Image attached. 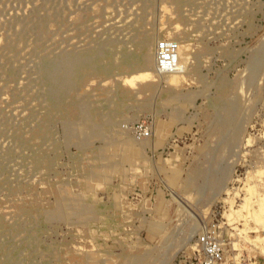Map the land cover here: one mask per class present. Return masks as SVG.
Here are the masks:
<instances>
[{
  "label": "rangeland",
  "instance_id": "obj_1",
  "mask_svg": "<svg viewBox=\"0 0 264 264\" xmlns=\"http://www.w3.org/2000/svg\"><path fill=\"white\" fill-rule=\"evenodd\" d=\"M202 235L264 264V0H0V264Z\"/></svg>",
  "mask_w": 264,
  "mask_h": 264
},
{
  "label": "built area",
  "instance_id": "obj_2",
  "mask_svg": "<svg viewBox=\"0 0 264 264\" xmlns=\"http://www.w3.org/2000/svg\"><path fill=\"white\" fill-rule=\"evenodd\" d=\"M163 61H166L164 66L162 65ZM159 64L162 68H166L168 65V67L171 66L166 56L160 57ZM197 245L201 252H198L194 259L182 261L181 264H218L222 255H220L219 244L215 238L206 235L199 236ZM222 258L220 261H222Z\"/></svg>",
  "mask_w": 264,
  "mask_h": 264
},
{
  "label": "bare ground",
  "instance_id": "obj_3",
  "mask_svg": "<svg viewBox=\"0 0 264 264\" xmlns=\"http://www.w3.org/2000/svg\"><path fill=\"white\" fill-rule=\"evenodd\" d=\"M109 20V19H108ZM111 21V20H110ZM123 23V22H122ZM108 25H110V24H108ZM123 25V24H122ZM120 26H121V24H120ZM125 27V26H124ZM109 32V31H108ZM256 220V219H255ZM258 220V219H257ZM256 220V221H257ZM190 247H192V246H190ZM191 249V248H190ZM222 257H223V255H222ZM169 258V257H168ZM167 263V262H166Z\"/></svg>",
  "mask_w": 264,
  "mask_h": 264
}]
</instances>
